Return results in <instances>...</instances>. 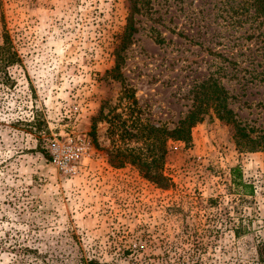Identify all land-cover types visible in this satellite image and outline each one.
<instances>
[{"label": "rangeland", "instance_id": "1", "mask_svg": "<svg viewBox=\"0 0 264 264\" xmlns=\"http://www.w3.org/2000/svg\"><path fill=\"white\" fill-rule=\"evenodd\" d=\"M219 1L139 0L136 30L112 78L128 0H0V42L4 29L20 57L7 69L11 85L0 83V264H44L41 254L55 243L59 251L47 255L54 264H80L79 254L128 264L121 255L128 246L183 264L196 233L208 242L196 254L203 264H261L264 146L238 149L230 126L207 105L188 143L167 140L161 172L171 184L163 188L133 165H110L105 122L90 133L102 103L120 110L124 85L144 117L172 128L212 81L251 136L263 131L264 27L249 37L246 24L225 28ZM32 117L38 131L24 124ZM54 139L81 147L76 175L49 163ZM233 166L252 195L232 184ZM207 223L216 229L204 233ZM232 224L242 229L235 234Z\"/></svg>", "mask_w": 264, "mask_h": 264}, {"label": "trees", "instance_id": "2", "mask_svg": "<svg viewBox=\"0 0 264 264\" xmlns=\"http://www.w3.org/2000/svg\"><path fill=\"white\" fill-rule=\"evenodd\" d=\"M143 2L139 3V0H128V14L126 16V23L123 27L122 33L119 35L116 46L113 49L114 65L108 71L112 78L119 77L120 65L123 62V51L126 45L129 43L130 37L135 32L134 27V14L140 9ZM220 12L219 17L223 26L226 27H242L245 24L246 28L250 30L249 34L253 35L257 27L263 25L264 27V0H220ZM160 42L159 38L156 39ZM20 57L13 47L11 38L6 30L1 32L0 42V83L4 86L11 85L12 79L8 73V67L18 64ZM202 97L199 102L192 106L186 114L180 118L172 128H167L164 124H154L143 116L142 109L138 106L136 99L133 96L132 89L128 86H123L118 97V103L120 110L116 111L113 106H104L102 103L97 112L90 118L91 131L94 134L95 124L98 121L106 123V133L111 143V148L106 150L107 159L113 168H121L125 164H130L139 169L143 176L153 181L160 187L170 186V179L164 176L161 172L162 159L165 154V144L167 140H178L183 143H188L190 139V128L203 117V111L206 110L207 105H210L214 111L215 116L228 124L231 128L234 144L238 149H244L247 151H254L264 146V129L253 136H251L250 129L244 124L238 123L234 118L232 111L226 107L227 93L223 86L212 81L201 85ZM103 108H107L106 112H103ZM16 122H20L16 120ZM32 131H38L39 120L32 117L24 123ZM30 130V132H31ZM134 140L139 142L137 147H129L128 141ZM48 157V156H47ZM231 182L234 186H241L244 188L243 195H252L253 189L250 184H246L240 176V170L238 166L230 168ZM207 206L214 209L216 207V201L213 198L206 200ZM207 209V208H206ZM210 219V218H209ZM211 220V219H210ZM212 221V220H211ZM235 228L236 234L239 227L232 224ZM215 224H208L202 230L204 233H211L216 228ZM197 233L195 238L190 241V246L185 251L187 257L183 264H203L204 262L200 256L196 254H204L208 246L207 241H203L201 238L197 240ZM57 243L52 246H47L41 254L40 259L44 264H54L56 256L50 258V262L47 258L48 254H55L59 251ZM56 247V248H55ZM23 251L32 252L36 256L38 251L36 247L27 248ZM132 253V254H129ZM166 253V252H163ZM259 254H264L260 252ZM127 258L128 264H172L167 259L166 254H137V250L134 247L128 246L122 249V254ZM80 264H115L112 261L106 262L98 260L92 256H84L79 254L78 260ZM173 261H177L176 258ZM260 263L264 264V257L260 258Z\"/></svg>", "mask_w": 264, "mask_h": 264}, {"label": "built area", "instance_id": "3", "mask_svg": "<svg viewBox=\"0 0 264 264\" xmlns=\"http://www.w3.org/2000/svg\"><path fill=\"white\" fill-rule=\"evenodd\" d=\"M49 163L62 176H74L78 173V158L81 147L71 144L69 140L59 141L54 139L46 145Z\"/></svg>", "mask_w": 264, "mask_h": 264}]
</instances>
